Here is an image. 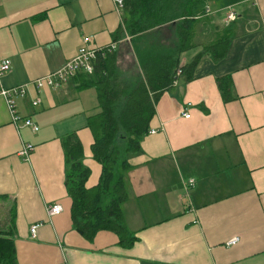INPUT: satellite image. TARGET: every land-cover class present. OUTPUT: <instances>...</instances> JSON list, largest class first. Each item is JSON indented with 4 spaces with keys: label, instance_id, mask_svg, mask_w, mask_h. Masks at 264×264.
Listing matches in <instances>:
<instances>
[{
    "label": "crops",
    "instance_id": "crops-1",
    "mask_svg": "<svg viewBox=\"0 0 264 264\" xmlns=\"http://www.w3.org/2000/svg\"><path fill=\"white\" fill-rule=\"evenodd\" d=\"M230 6L237 19L229 24L226 56L214 62L202 55L190 81L177 75L155 105L140 151L129 158L122 210L138 240L124 249L106 231L88 242L70 215L62 139L74 134L82 146L86 188L102 173L87 126L97 111L94 89H80L78 75L58 89L35 85L71 61L83 39L89 49L114 43L118 61L129 51L141 75L131 37H118L124 8L118 13L114 0H0V60L11 66L0 87L25 89V97L13 98L15 110L38 127L15 126L0 97V231L13 240L17 264H264V0H209L197 47L181 54L180 66L226 29ZM159 30L156 43L177 49L174 25ZM222 77L232 81L228 102L218 89ZM36 98L41 103L33 107ZM24 144L33 146L27 160L20 155ZM53 205L61 212L49 216ZM33 225H39L34 238Z\"/></svg>",
    "mask_w": 264,
    "mask_h": 264
},
{
    "label": "trees",
    "instance_id": "trees-1",
    "mask_svg": "<svg viewBox=\"0 0 264 264\" xmlns=\"http://www.w3.org/2000/svg\"><path fill=\"white\" fill-rule=\"evenodd\" d=\"M209 0H124V32L131 45L141 75L123 76L116 69L115 53L98 56L91 75L78 74L80 89L93 88L97 111L87 118L93 137L91 152L102 167L98 184L88 189L90 170L83 164V151L74 134L62 139L66 166L65 186L71 200L70 215L75 231L88 242L97 233L106 231L117 237L118 245L131 248L138 240L126 225L122 205L128 199L125 177L131 169L129 158L140 151L143 138L155 115V105L184 74L192 79V71L202 55L214 62L223 59L229 48L232 32L229 26L215 32L188 65L180 66L182 53L196 48L195 35L199 19L205 14ZM174 25L180 43L177 49L159 46L158 36L164 26ZM170 28V27H169ZM154 43V44H150ZM156 43V44H155ZM181 73L177 76V71ZM224 102L232 100L230 77L217 80ZM0 264H17L13 240L0 231Z\"/></svg>",
    "mask_w": 264,
    "mask_h": 264
},
{
    "label": "built area",
    "instance_id": "built-area-1",
    "mask_svg": "<svg viewBox=\"0 0 264 264\" xmlns=\"http://www.w3.org/2000/svg\"><path fill=\"white\" fill-rule=\"evenodd\" d=\"M114 5L116 11L119 13L124 8V0H114ZM205 14L210 15L211 10L210 8L206 7ZM237 19V12L234 10V7L230 6L226 8V24L229 25L230 23L234 22ZM83 46H81L75 57L66 63L64 67H62L60 70L52 74V76L38 80L36 82V87L41 89L43 87H48L52 89H58L68 83L71 79H73L78 74H85L90 75L93 72V64L96 61L98 56H105L106 53H113L116 51V45L114 43L110 44L106 48H100V49H89L86 47L87 40L83 39ZM10 61L8 59H2L0 60V76L4 75L10 70ZM181 73L180 70L177 71V75ZM26 92L23 88H12V89H4L3 87H0V97H2L10 110L11 120L12 123L17 126L18 124H22L23 127H28L32 131L37 132L38 127L33 124L31 120L24 119L19 116V114L16 112L14 107L13 98H23L25 97ZM41 100L39 98L34 99L31 101V104L33 107H37L40 105ZM182 116L185 118H188L189 115L186 113L185 109L182 112ZM21 125V126H22ZM21 126H17L20 128ZM150 133V132H149ZM153 133V131H151ZM33 150V146L30 144H24L22 149L20 150V155L22 158L27 160ZM194 181L190 180L187 184L184 185L186 192L193 187ZM61 212V206L59 205H53L51 206L47 213L49 216L58 215ZM39 225H33L30 228V235L32 238L35 237L36 231ZM238 242L237 238H234L230 240L227 245H235Z\"/></svg>",
    "mask_w": 264,
    "mask_h": 264
},
{
    "label": "rangeland",
    "instance_id": "rangeland-1",
    "mask_svg": "<svg viewBox=\"0 0 264 264\" xmlns=\"http://www.w3.org/2000/svg\"><path fill=\"white\" fill-rule=\"evenodd\" d=\"M217 5L219 4H224V3H227V2H230V1H233V0H213ZM211 2V1H210ZM235 11L236 10V7L234 8ZM129 53V51H124L122 54H121V58L119 57V61L117 60L118 62V70L120 72H126L128 74V76H132V75H135L136 71V65H134V62H133V58H131V56L127 55Z\"/></svg>",
    "mask_w": 264,
    "mask_h": 264
}]
</instances>
